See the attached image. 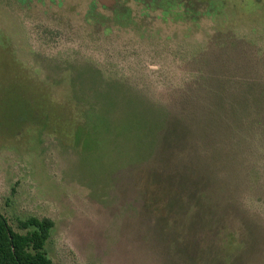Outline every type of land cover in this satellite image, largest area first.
Listing matches in <instances>:
<instances>
[{"label": "rangeland", "instance_id": "rangeland-1", "mask_svg": "<svg viewBox=\"0 0 264 264\" xmlns=\"http://www.w3.org/2000/svg\"><path fill=\"white\" fill-rule=\"evenodd\" d=\"M0 206L52 264H264V0H0Z\"/></svg>", "mask_w": 264, "mask_h": 264}, {"label": "trees", "instance_id": "trees-1", "mask_svg": "<svg viewBox=\"0 0 264 264\" xmlns=\"http://www.w3.org/2000/svg\"><path fill=\"white\" fill-rule=\"evenodd\" d=\"M53 226L49 219L29 218L19 223L25 233H16L2 215L0 206V264H52L44 247Z\"/></svg>", "mask_w": 264, "mask_h": 264}]
</instances>
